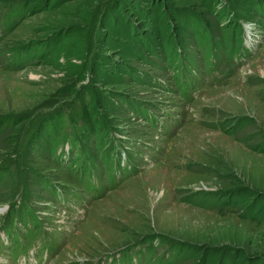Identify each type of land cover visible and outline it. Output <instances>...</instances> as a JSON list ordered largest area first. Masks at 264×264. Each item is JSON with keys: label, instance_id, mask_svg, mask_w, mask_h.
<instances>
[{"label": "rangeland", "instance_id": "rangeland-1", "mask_svg": "<svg viewBox=\"0 0 264 264\" xmlns=\"http://www.w3.org/2000/svg\"><path fill=\"white\" fill-rule=\"evenodd\" d=\"M21 262L264 264V0H0Z\"/></svg>", "mask_w": 264, "mask_h": 264}, {"label": "bare ground", "instance_id": "bare-ground-1", "mask_svg": "<svg viewBox=\"0 0 264 264\" xmlns=\"http://www.w3.org/2000/svg\"><path fill=\"white\" fill-rule=\"evenodd\" d=\"M1 264V263H0ZM21 264H22V262H21ZM24 264H27L26 262L24 263ZM31 264V263H30Z\"/></svg>", "mask_w": 264, "mask_h": 264}]
</instances>
